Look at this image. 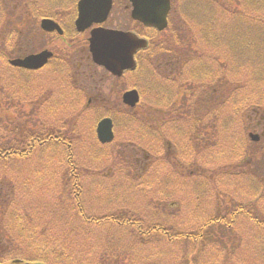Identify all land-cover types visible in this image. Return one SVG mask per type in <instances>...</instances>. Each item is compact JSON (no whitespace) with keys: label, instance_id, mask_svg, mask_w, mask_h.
<instances>
[{"label":"rangeland","instance_id":"1","mask_svg":"<svg viewBox=\"0 0 264 264\" xmlns=\"http://www.w3.org/2000/svg\"><path fill=\"white\" fill-rule=\"evenodd\" d=\"M42 1L36 4L34 0H0V44L3 46L0 50L7 49L0 55V85L7 89L11 82L14 92L22 97L38 99V86L50 92L47 116L51 122L58 119L62 123L49 129L60 132L61 138L70 143L71 150L47 147L43 157H27V142L23 138L28 129L35 133L32 138H41L42 128H34V123L27 124L18 118L12 122L8 112H0V151L9 149L20 154L18 157L25 156L19 159L21 161L12 160L15 159L13 154L7 162L0 159V239L3 236L6 244L12 243L10 250H6L2 237L0 260L31 257L30 260L41 264H94L103 262L104 252L115 247L119 259L115 262L116 259L106 258L107 264H264V71L260 72L264 67V36L260 39L254 34V27L264 24L261 6H254L253 1L250 5V0H234V4L226 0L225 6L244 15L246 22L235 25L233 16L227 19L225 26L230 29L231 40L223 42L219 39L221 18L217 23L213 19L215 42L209 46L205 38L199 40L204 43L208 58L211 57L207 61L215 66L214 59L221 61L220 82L209 78L213 76L206 72L207 83L196 81L190 86L192 92H186L184 80L188 67L182 65L176 69L181 82L176 81L179 77L168 75L162 87L157 88L156 79L151 82L152 87H148V70L152 68L145 63L139 71L144 99L136 109L127 112L125 125L117 118L116 143L108 148L99 145L91 133L93 120L99 111L103 112L100 107L84 105L85 95H80L83 99L76 101L65 87L66 80L60 94L56 82L43 83L37 74H16L8 68V55L23 50L22 46L16 50L9 47L11 39L17 41L29 32V16L33 18L40 5L48 12L53 11L55 0ZM185 1L189 9L185 17L190 21L186 29L201 30L205 37L199 15L193 17L192 14L197 7L207 13L205 0ZM70 3L71 0L66 5ZM64 4L59 7L63 8ZM117 13L122 20L126 19L127 29H134L128 10L127 14ZM255 37L259 43L253 46L251 42ZM245 38L250 39V43H244ZM164 64L163 59L156 62V69H162ZM222 64L228 70L223 71L226 67L222 68ZM180 72L185 74L181 76ZM219 73L216 70L215 74ZM135 75H132L134 79ZM211 84L221 89L216 98L225 101L221 119L211 122L201 117V123L206 122L214 129L207 140V144H214L210 149L196 139L188 140L191 129L188 118L192 112L187 110L190 104L187 101L198 96L199 100L212 103L211 96L216 93L209 88ZM30 86L36 87L35 91ZM159 99L164 103H159ZM147 112L152 115L150 124H139L137 118ZM6 122L9 124L4 126ZM196 123L193 117V127ZM224 126L228 127L225 131ZM253 135L257 137L254 142ZM122 140H125L123 151L115 152ZM125 161L127 166H124ZM73 165L79 170L71 169ZM71 171L79 172L82 177V200L80 197L78 209L74 206L73 187L67 176ZM6 195L10 206L6 205L7 200L2 201ZM236 209L241 210L240 215L230 217V212ZM7 213L14 219L8 221ZM227 213V217L222 216ZM23 217H30V221H24ZM104 217L118 219L121 223L87 222ZM249 217L261 222H251ZM15 218L21 219L25 228L20 227ZM143 226H157L160 233L139 240L138 232ZM166 231L172 237L197 234L198 245L191 241L185 244L182 240L168 243L162 234ZM40 238L52 239L50 247H44ZM80 239L88 252L71 260L69 246H76ZM200 247L205 251L201 252ZM184 251L186 256L182 255ZM61 253H65L64 256L59 255L60 259L54 261Z\"/></svg>","mask_w":264,"mask_h":264},{"label":"flooded vegetation","instance_id":"2","mask_svg":"<svg viewBox=\"0 0 264 264\" xmlns=\"http://www.w3.org/2000/svg\"><path fill=\"white\" fill-rule=\"evenodd\" d=\"M69 1L70 0H55V2L52 3L53 11L49 12L46 11L45 6L40 5L36 15L33 18L29 16V21H31L29 22V27L27 28L29 32L24 33L23 37H19L17 41L12 38L11 43L9 44V47L13 46L15 50L19 46H22L23 50L19 49L17 54L14 53L10 56L8 55L6 63L9 69L15 71L16 74H37L40 81L43 83L53 84L56 82L57 87L60 90V94L62 83L66 80L65 87L68 89L69 94H71L72 97H76V101L83 99L80 95H85L86 102L83 99L84 105L87 106L89 104V106L93 105L94 107H100L103 112L99 111V114L93 120L91 133L96 136V126L99 121L102 119H109L112 122L113 139L111 142L104 145L99 143L97 140L99 145L109 148L110 145L112 146L116 143L118 133L117 118L119 119V123H124L125 125L128 110L132 111L133 109H136L142 102L141 100L144 99V87L142 86L144 84L142 83V77L139 74V71L142 70V66L145 63L148 65L151 64L152 70L156 71V76L161 75L167 78L168 75L170 77L175 75L174 77H179L176 75L179 71H175L174 63L176 62V64H178L180 61L179 58H183L184 63L182 65L188 67V72H185L186 74L184 73L186 77L184 80V84H186L187 87L186 92H192L193 89L190 88V86L196 81H201L202 83V80H204L205 85V83H207L206 72L213 76L209 78H215L216 80L219 79V82L221 81V68H218L217 60L214 59L216 61V66L207 61L208 55L204 47V43H201V46L204 47V49H202V47H197L198 44L196 41L199 42V40H196L195 37H188V33L191 28L189 30L186 29L187 23H190V21L185 17V13L189 10L187 9L188 2L185 0H169L170 11L167 17V27L161 32L154 30V28L143 27L142 24L133 21L130 17L129 22L133 25V27H135V29H127L125 25L126 19L122 20L117 12L121 11L127 14L126 12L128 10L130 14L131 4L129 0H112L111 10L105 22L92 23L83 32H78L76 29V20L78 18L79 0H71V3L66 5ZM211 1L213 4L217 3V0ZM34 2L36 4H42L43 1L34 0ZM63 4L65 6L60 8L59 6H63ZM205 8H207V5H205ZM210 8L212 9V6H210ZM201 12L205 13V10L202 8L201 11L199 7H197L193 10V17L194 15L195 17H197V15L200 17ZM180 16H183V19ZM46 20L53 22L60 29V31L57 29L47 30L46 26L43 27L42 22ZM100 28L128 31L133 33L135 37L143 40V47H139L132 54V63H127L124 56H121L118 62H108L107 67L99 65L94 61L90 52L91 31ZM167 29L172 32L173 35L176 34L177 37H173L167 42L168 47L166 48V51L170 54L167 58L170 60L164 64V67L158 73L157 71L159 68H157L158 70L156 69L155 63L163 59V55L161 53H164L165 50L162 48L165 41L164 39L158 40L160 37L158 34L168 33ZM175 29H177V31ZM179 30L180 32L182 31L183 35H181ZM185 33L187 37L185 36ZM194 34L195 31H193L192 35ZM9 41L10 39H7V42ZM6 50L7 49H4V52H6ZM154 51L158 57L157 60H154L151 63L150 60L147 59V56L149 52L152 55ZM4 52L0 50V55L2 56V53ZM46 52L49 53V56L43 66L39 68L23 69L11 66L8 63L10 60H23L25 58ZM216 70L220 71L219 75L215 74ZM134 74H136L135 79L132 77ZM0 83H2V81H0ZM30 88H33V91H35L36 87L30 86ZM37 88L39 91L38 99L28 96H18L19 94L14 92V86L11 82L7 89H5L3 85H0V112H8L9 119L13 120L12 122H14V119L18 118L27 124L34 123V128H37V126L40 130L42 128L41 138H32L35 136V133L31 132L30 129H28L26 137L23 138L24 142H27L26 151L29 153V156L27 157H33L36 155L38 157H43V153L46 152L47 147L49 149L51 147L53 149L65 147L66 149L71 150L70 143H67L65 139L61 138L62 134L60 132L57 131L56 133V131L49 129L51 126L56 127V125L62 123L59 122L58 119L55 122H51L49 121L51 120L50 117L47 116L46 105L50 99V92L46 91L44 87L38 86ZM209 88L213 89V92L216 93L211 96L214 98L213 101H210L212 103H206L205 99H200L199 103V97L196 96L193 100H191L192 98H189L187 101V103H190L187 110H194L193 107L198 109L206 108L202 112V115L205 118H207L205 112L210 115H214L215 118L211 120L212 122L213 120L221 119L222 100H220V98H216L217 93L221 91L218 86L215 88H211V86H209ZM197 89L199 90V87H197ZM130 91H136L138 94V101L133 106L127 104L123 99L124 94ZM208 92L210 93V91ZM196 102H198V107L195 105ZM159 103H164V101ZM2 106H5L6 109ZM51 111L52 110H50V114ZM8 124L9 122H6L4 123V126H7ZM9 141L10 136L8 135V142ZM11 141H13V139H11ZM34 141L36 144H34ZM124 141L125 140H122V145L119 148L115 149L117 147L115 146V150H113L121 153L124 148ZM24 151L25 149L23 152ZM12 154L14 155V151L10 152L9 149L0 151V156L2 157H11ZM38 154H40V156ZM230 213V217H238L240 215L237 209L234 213L233 211ZM227 215L228 213L222 216L227 217ZM253 218L255 217H249V221L254 223L261 222L259 220L254 221ZM232 222H234V219ZM262 225L264 228V223Z\"/></svg>","mask_w":264,"mask_h":264},{"label":"trees","instance_id":"3","mask_svg":"<svg viewBox=\"0 0 264 264\" xmlns=\"http://www.w3.org/2000/svg\"><path fill=\"white\" fill-rule=\"evenodd\" d=\"M253 1V5L255 6V5H259V6H261V7H259V8H261V9H263V11H264V0H250V5H251V2ZM225 3H226V0H217V3H212V1L211 0H206V5H207V13L205 12V13H203V12H201L200 13V17L198 18V19H200L199 21H201L202 22V24H203V28L205 29V37H203L204 35H203V33L202 32H198L197 30H194L195 31V34L194 35H192V33H193V28L190 30V32L188 33V31L185 29V31H187V33H188V37H191V38H193V37H195V39L196 40H201L202 38H205V40L207 41V44L210 46V44H213L215 41H214V39L215 38H217V37H215V31H214V21H216V23L218 22V18L220 17L221 19H220V21L218 22V25H219V39H221L223 42L224 41H226V40H231V37H230V35H229V30L227 29V25L225 26V24H226V20L227 19H229L231 16H233L234 17V24L235 25H238V23H240V21H243L244 20V22H246V20H245V18L246 17H243L242 18V16H244V15H242L241 13H238V11H230V9H229V7H226L225 6ZM231 4H234V0H231ZM210 6H212V9L210 8ZM215 7V8H214ZM217 7H220L221 8V10H222V12H220V10L217 8ZM223 10H225V12L223 11ZM182 19H183V16H180ZM214 19V21L212 22V20ZM210 22H212V23H210ZM210 23V24H209ZM241 26H243V25H241ZM222 27V28H221ZM229 27V26H228ZM255 29H254V34L256 35V36H259L260 37V39L264 36V24L263 25H260V23L259 24H257L255 27H254ZM176 31H177V29H175ZM258 31H260L261 32V34H258ZM167 32L168 33H163V34H158L160 37H162V39H164V41H165V44L164 45H166L167 47H168V45H167V42L170 40V39H172L173 37H177V35L175 34V35H173L172 34V32H170L168 29H167ZM179 32H180V30H179ZM181 33V35H183V33H182V31L180 32ZM246 34V32H244V35ZM181 35H180V37H181ZM185 36L187 37V35H186V33H185ZM255 41V42H254ZM261 41V40H260ZM246 42H249L250 43V39H248V38H245L244 39V43H246ZM259 43V39L258 38H256L255 37V39H252V42H251V44H253V46H255V45H258V44H256V43ZM198 45H197V47H202V49H204V47L203 46H201V43H199V42H196ZM250 44V45H251ZM200 45V46H199ZM216 48L218 47V48H220L218 45H216L215 46ZM227 48V47H226ZM231 48H233V46L231 47ZM167 49H165L164 50V53H161L163 56V59H164V62L166 63V62H168L170 59H168L167 57L168 56H170V54L169 53H167V51H166ZM226 53V52H225ZM157 57H158V55H156L155 54V51H154V53L151 55V53L149 52L148 53V56H147V59H149L150 60V62L152 63L154 60H157ZM211 57H209L208 59H210ZM180 59V61L178 62V64H176V62L174 63L175 65H174V69H175V71H176V69L177 68H182L181 66H182V64L184 63L183 62V58H179ZM217 60V66H218V68H220V60L219 59H216ZM175 61V60H174ZM170 67V66H169ZM226 66H224L223 64H222V68H225ZM148 67H146V69H147ZM172 68V67H171ZM228 67H226L225 69H223V71H225V70H228L227 69ZM207 69H208V67H207ZM148 70V69H147ZM158 70V69H157ZM162 69L161 68H159V70L157 71L158 73L161 71ZM262 71H264V67H262V68H260V72H262ZM148 76H149V81H147L146 83H147V86L148 87H152V85H153V83H151V82H153V80H157L158 82H157V88L158 87H162V85H164L165 83H166V77L164 76H161V75H159V76H156L155 75V73H156V71H152V70H148ZM181 76H183L184 74L183 73H181L180 74ZM179 76V75H178ZM220 78V77H219ZM221 79H222V76H221ZM181 80H182V78L179 76V78L176 80V81H178V82H181ZM213 83H215V82H213ZM211 86V88H215L216 86L214 85V84H211L210 85ZM166 87V86H165ZM154 88V87H153ZM157 88L155 89V92L157 91ZM159 90H161V89H159ZM230 92V91H229ZM163 93L164 92H162L161 91V93H160V95H163ZM167 93V92H166ZM231 93V92H230ZM168 94H170V93H168ZM205 94H208V93H205ZM223 101H225V100H223ZM223 101L221 102V107L223 108L224 107V103H223ZM199 103H200V100H199ZM196 107H198V102H196ZM222 108H221V110H222ZM206 108H204V109H198L197 108V110H191L190 112H192V115L190 114V118H188L189 119V128H191L190 129V131H189V136H188V140H192V139H196V140H198V141H200V142H202V146H210V149L211 148H213L214 147V144H212L211 145V142L209 143V144H207V140H209L208 138H210V136H212V130H214L213 128H210L209 127V125H208V123H206V122H203V123H201V117L203 116L202 115V112L205 110ZM129 111V110H128ZM222 113H223V110H222ZM231 114H233L232 112H231ZM193 117H196V119H197V123L195 124V126L196 127H193V125H192V120H193ZM150 118H152V115H151V113H146L145 114V116H143V117H141V118H137L138 119V123L139 124H143L144 126L146 125V123H148V125L150 124V121H149V119ZM209 120H212V119H214L215 117H214V115H210L209 114V116L207 117ZM174 121V120H173ZM227 121V120H226ZM177 122V121H176ZM222 123V122H221ZM217 128V126H215V129ZM224 128V130L223 131H225V130H227L228 129V127L227 126H224L223 127ZM18 155H20V154H14L13 156H14V158H15V161H17V160H19V159H21V160H23V158H25V156H20V157H18ZM9 158H11V157H9V156H3V157H0V159H2L4 162H6V160H8ZM71 158H68V160H70ZM21 160H19V161H21ZM68 164H69V162H67ZM69 165H71V164H69ZM118 165H119V163H118ZM127 166V163H126V161L124 162V166ZM74 168H77V171L79 170L78 169V167L76 166V165H73V166H71V169H74ZM238 174V173H237ZM67 176H68V178H69V182H70V184L72 183V192H73V196H72V198H74V206L78 209V206L80 205V197H81V200H82V196H81V192H82V188H81V180L80 179H82V177H81V175H79V172L78 173H76V174H74L72 171H71V173L70 174H67ZM197 184H199V183H197ZM200 185V184H199ZM262 188H263V190H264V185H262ZM2 198V197H1ZM1 200V199H0ZM5 201V200H7L5 203H6V205H8V206H10V198H8L7 199V195H6V197H5V199H3L2 198V201ZM0 204H1V202H0ZM241 211L239 210V213H240ZM6 216H8V217H6V218H8V221L10 220V219H14L13 217H11V215H8V213H7V215ZM80 216H82V217H84V214H82L81 213V215ZM1 218V217H0ZM5 218V219H6ZM23 219H24V221H30V217H23ZM99 220H96V219H90L89 221H87L88 223H104V222H110V221H113V222H118L117 224H120L121 222H120V220H118V219H114V218H111V217H104V218H98ZM15 220H17V222H18V224L20 225V227H22V228H25V224H22L21 223V219H18V218H15ZM128 222V221H127ZM0 227H1V225H0ZM11 229V228H10ZM12 231H13V229H11ZM165 231V230H164ZM138 232V231H137ZM71 233V232H70ZM157 233H160L159 232V229L157 228V226H152L151 228H146L145 226H143V229H142V231L141 232H138V238H139V240H142L144 237H147V236H152V234H157ZM72 234V233H71ZM165 237H166V239H168L167 241H168V243H173V242H179L180 240H182V241H184L183 243H188V241H191L192 243H196V245H198V242H199V238H198V235L196 234V236L195 237H192L193 235H185V236H175V237H172V236H170V233L168 234V232L166 231V232H163L162 233ZM3 237V236H2ZM2 237H1V239H2ZM0 239V240H1ZM3 239L5 240V238L3 237ZM136 239V238H135ZM40 240H41V243H43V246L44 247H46L47 246V248H49L50 247V245L52 244V239H50V240H47L46 241V238H40ZM138 240L136 239L135 240V242H137ZM140 242V241H139ZM47 243H48V245H47ZM71 243V242H70ZM3 247L6 249V250H10V248L12 247V243H9V244H6V240H5V245H3ZM69 248H70V250H71V252H70V256H71V260L73 259V258H75V259H77L78 258V256L79 255H82V254H87V250H86V247H84V241L83 240H81L80 239V242H79V244H77L76 246H73L72 244H70V246H69ZM184 248H185V246H184ZM200 249H201V252H203V251H205L202 247H200ZM64 254L65 253H61V254H57V256H56V258H53V260L54 261H57V259H60V258H58L59 257V255H60V257H62V256H64ZM104 255H105V258L103 259V262L101 261V262H98V261H95V263L94 264H107L106 263V258H108V259H116V261L115 262H117L118 261V259H119V253H118V250L114 247V248H110L109 250H107V251H105L104 252ZM182 255H185L186 256V254H185V251L182 253ZM23 257H26L27 255H22ZM82 256H84V255H82ZM17 257H20V256H17ZM31 258V257H30ZM30 258H14V259H9V260H0V263H4V262H11V261H13V260H21V261H23V262H33L34 260H30ZM190 260H192V258H190ZM37 263H40L41 264V262L40 261H37ZM116 264V263H115ZM118 264V263H117Z\"/></svg>","mask_w":264,"mask_h":264},{"label":"water","instance_id":"4","mask_svg":"<svg viewBox=\"0 0 264 264\" xmlns=\"http://www.w3.org/2000/svg\"><path fill=\"white\" fill-rule=\"evenodd\" d=\"M132 11L131 18L142 23L144 26L155 27L163 30L167 26V14L170 9L169 0H130ZM111 0H80L78 2V18L76 28L83 32L92 23L105 22L110 9ZM47 30L60 29L51 21L42 22ZM144 43L133 36L132 33L121 31L97 29L92 30L90 38V51L93 59L99 65L107 67L108 62H118L121 56L126 58L127 63H132V54ZM49 53H41L28 57L24 60L11 61L13 66L22 68H39L43 66ZM124 101L133 106L138 101L136 91L124 94ZM98 141L102 144L109 143L113 139L112 122L102 119L96 128ZM256 139V137L254 138Z\"/></svg>","mask_w":264,"mask_h":264}]
</instances>
